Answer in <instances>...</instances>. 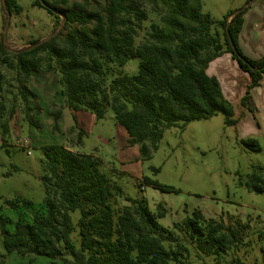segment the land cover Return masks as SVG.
Segmentation results:
<instances>
[{
  "label": "trees",
  "instance_id": "obj_1",
  "mask_svg": "<svg viewBox=\"0 0 264 264\" xmlns=\"http://www.w3.org/2000/svg\"><path fill=\"white\" fill-rule=\"evenodd\" d=\"M19 1L0 3L10 16L22 12ZM32 1L62 29L18 51L6 47L1 37L0 127L4 135L19 107L29 125L39 126L31 114L35 112L31 99L36 95L29 83L35 75L53 74L63 108L71 111L74 121L68 136L79 128L77 113L89 112L100 120L112 109L116 123L129 136V146H139L142 159L149 160L166 129L219 114L226 125L238 124L234 105L225 98L219 81L207 73L213 61L230 54L249 74L244 107L250 103V90L260 86L264 76V58L249 59L238 45L244 11L214 22L201 12L199 0H83L72 6L68 0H43L45 7L39 0ZM132 58L139 59L138 73L115 75ZM51 107L56 131L62 109L53 111L54 103ZM78 133L81 144L84 132ZM245 143L258 150L256 140ZM42 156V209L15 198L6 205L17 220L13 214L0 215L8 254L45 257L52 264H185L189 250L182 236L196 250L212 255L244 242L250 230L240 220L227 226L207 219L200 210L182 225L164 228L158 224L167 213L161 204L156 213L145 198H127L128 205L118 207L122 190L101 171L93 155L50 145L42 148ZM240 181L250 191L264 192V180L257 173ZM143 183L166 191L149 178ZM75 211L80 212L77 224L71 215Z\"/></svg>",
  "mask_w": 264,
  "mask_h": 264
},
{
  "label": "rangeland",
  "instance_id": "obj_2",
  "mask_svg": "<svg viewBox=\"0 0 264 264\" xmlns=\"http://www.w3.org/2000/svg\"><path fill=\"white\" fill-rule=\"evenodd\" d=\"M56 1L59 0H49L51 3ZM92 1L103 3V0ZM78 2L84 3L83 0H68V5ZM199 3L201 12L208 14L214 22L244 11L239 48L249 59L264 58V0H199ZM19 4L22 12L9 16L0 3V39L4 37L9 49H24L35 40H46L61 31V24L46 9L34 6L32 0H20ZM138 66L139 59L132 58L123 69L115 70V75L134 76ZM207 73L219 81L225 98L234 105L238 124L226 125L224 116L219 114L185 127L179 124L166 129L149 160L142 159L139 146H129V136L116 123L112 109H108L100 120L84 112L80 115L77 132L68 136L67 126H74V121L71 111L63 108L56 76H33L29 88L36 98L31 99L35 109L31 114L39 126L29 125L23 108L19 107L10 120L9 133L4 135L0 127V215L13 214V220H17V214L6 205L15 198L31 201L37 210L43 207L42 178L45 172L41 160L42 148L47 144L42 143L53 130L54 119L50 113L54 103L53 111L62 109L58 125L66 130L64 135L56 134L57 143H70L69 148L99 160L101 171L122 190L118 207L128 205L127 198H145L150 210L156 213L161 204L167 213L158 219V224L167 229L182 225L195 210H200L205 218L223 221L227 226L234 220L250 225L244 242L227 252L212 255L196 250L182 236L181 241L189 250L185 264H264V192L250 191L240 181L244 182L254 173L264 180V81L250 90V103L244 107L242 100L251 78L239 69L231 55L213 61ZM80 130L84 133L82 143L78 144ZM251 139L258 142V150L245 143ZM25 141L29 142L28 148L23 147ZM145 177L156 181L166 191L144 185ZM71 215L77 224L80 212ZM177 233L181 235L179 231ZM0 264L52 262L45 257L8 254L0 226Z\"/></svg>",
  "mask_w": 264,
  "mask_h": 264
},
{
  "label": "crops",
  "instance_id": "obj_3",
  "mask_svg": "<svg viewBox=\"0 0 264 264\" xmlns=\"http://www.w3.org/2000/svg\"><path fill=\"white\" fill-rule=\"evenodd\" d=\"M226 55V54H225ZM227 55H230V54H227ZM258 58V57H257ZM239 67V66H238ZM240 69V68H239ZM264 81V79L262 80V82ZM52 109V107H51ZM52 113V112H51ZM50 113V114H51ZM84 112H80V113H77V118H78V121H79V118H80V115L83 114ZM52 116V115H51ZM62 118V117H61ZM61 120V119H60ZM60 120L58 121V123L60 122ZM54 122V121H53ZM54 125V123H53ZM53 125H52V129H53ZM72 126L71 125H68L67 126V130L70 129ZM56 134H61V135H64L66 134V130L64 128H60V126L58 125V130L54 131L52 130L51 132V135L48 134V138L46 140L45 143H42V144H47V145H44L43 147L45 146H50V145H60L57 143L58 139L56 138ZM63 146L65 147H69L70 145L69 144H63Z\"/></svg>",
  "mask_w": 264,
  "mask_h": 264
},
{
  "label": "water",
  "instance_id": "obj_4",
  "mask_svg": "<svg viewBox=\"0 0 264 264\" xmlns=\"http://www.w3.org/2000/svg\"><path fill=\"white\" fill-rule=\"evenodd\" d=\"M39 1L41 2L42 6H44V7L46 6V3H45L43 0H39ZM3 2H4V0H3ZM38 45H40V43L37 44V46H38Z\"/></svg>",
  "mask_w": 264,
  "mask_h": 264
},
{
  "label": "built area",
  "instance_id": "obj_5",
  "mask_svg": "<svg viewBox=\"0 0 264 264\" xmlns=\"http://www.w3.org/2000/svg\"><path fill=\"white\" fill-rule=\"evenodd\" d=\"M23 147H24V148H28V147H29V142L25 141Z\"/></svg>",
  "mask_w": 264,
  "mask_h": 264
}]
</instances>
